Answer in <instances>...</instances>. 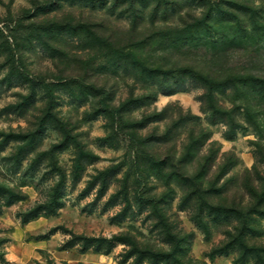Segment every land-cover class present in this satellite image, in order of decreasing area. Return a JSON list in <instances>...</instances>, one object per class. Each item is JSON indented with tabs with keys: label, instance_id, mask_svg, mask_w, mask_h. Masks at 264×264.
<instances>
[{
	"label": "rangeland",
	"instance_id": "obj_1",
	"mask_svg": "<svg viewBox=\"0 0 264 264\" xmlns=\"http://www.w3.org/2000/svg\"><path fill=\"white\" fill-rule=\"evenodd\" d=\"M245 75L264 0H0V264H264Z\"/></svg>",
	"mask_w": 264,
	"mask_h": 264
},
{
	"label": "trees",
	"instance_id": "obj_2",
	"mask_svg": "<svg viewBox=\"0 0 264 264\" xmlns=\"http://www.w3.org/2000/svg\"><path fill=\"white\" fill-rule=\"evenodd\" d=\"M244 11H248L249 10H244ZM258 21L255 20V16L254 14H252L251 16V21H248L246 24H244V30L247 32L249 30H251L254 34L255 33H258L260 32V28L258 27L257 25ZM257 36H259V34H256ZM251 37H255L254 35H252ZM263 42V40H255L254 42L248 44V45H259V43ZM241 80H243V82L241 83L242 85H245L244 87H247L249 88V91L250 94H257L259 95L261 93V90H259L257 87H258V84L259 83H263L262 81L264 80H260L254 76H251V75H245ZM32 217H35V216H32ZM31 218V217H30ZM30 218H25L24 221H28Z\"/></svg>",
	"mask_w": 264,
	"mask_h": 264
}]
</instances>
